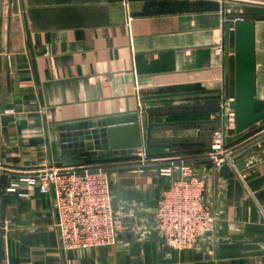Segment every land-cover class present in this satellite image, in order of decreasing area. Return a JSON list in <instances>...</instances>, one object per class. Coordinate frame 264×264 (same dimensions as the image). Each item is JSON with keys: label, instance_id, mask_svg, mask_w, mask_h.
Listing matches in <instances>:
<instances>
[{"label": "crops", "instance_id": "crops-1", "mask_svg": "<svg viewBox=\"0 0 264 264\" xmlns=\"http://www.w3.org/2000/svg\"><path fill=\"white\" fill-rule=\"evenodd\" d=\"M253 7L264 0H0V264H264V125L229 134L230 163L199 157L212 115L233 96L226 27ZM255 99L264 101V20H255ZM184 107L209 110L173 115ZM133 114L143 137L153 125L145 150L187 156L205 181L216 226L191 249L164 247L153 228L168 183L154 169L62 153L60 126ZM171 116L186 122L167 124ZM89 164L109 170L124 226L110 248L62 252L52 197L20 179Z\"/></svg>", "mask_w": 264, "mask_h": 264}, {"label": "built area", "instance_id": "built-area-1", "mask_svg": "<svg viewBox=\"0 0 264 264\" xmlns=\"http://www.w3.org/2000/svg\"><path fill=\"white\" fill-rule=\"evenodd\" d=\"M244 20L236 17L234 22ZM232 104L233 96L224 98L212 115L216 127L207 149L199 156L215 167L232 160L227 145V137L234 133ZM126 161V168L138 174L154 169L168 181L157 200L153 220L164 247L175 251L191 249L214 232L216 220L203 199L205 181L195 173L192 159L170 150L152 156L141 148ZM20 182L35 188L40 195L52 197L55 218L50 229L57 234L60 251L110 248L118 242L124 224L113 207L111 180L105 165L45 167ZM16 188L15 185L9 190Z\"/></svg>", "mask_w": 264, "mask_h": 264}, {"label": "water", "instance_id": "water-1", "mask_svg": "<svg viewBox=\"0 0 264 264\" xmlns=\"http://www.w3.org/2000/svg\"><path fill=\"white\" fill-rule=\"evenodd\" d=\"M230 32L232 39H229ZM225 51L233 47L234 133L239 135L264 120V108L257 110L255 99V19L237 21L225 30ZM200 107H185L196 110ZM148 125L143 137L138 114L84 121L59 127L63 154L102 158L133 157L144 144L152 146Z\"/></svg>", "mask_w": 264, "mask_h": 264}, {"label": "trees", "instance_id": "trees-1", "mask_svg": "<svg viewBox=\"0 0 264 264\" xmlns=\"http://www.w3.org/2000/svg\"><path fill=\"white\" fill-rule=\"evenodd\" d=\"M242 17L245 19V20H248V19H255V20H264V8L262 7H253V8H247L244 10L243 14H242ZM183 110L180 111L179 114H176L177 112H174L173 115H183V117H186L187 115H191L194 113L195 110H186L185 107L182 108ZM217 108H213V109H210V111H216ZM197 111L198 110H202V111H206V110H209V109H205V108H199V109H196ZM174 120H177V119H174L172 116L169 117L166 121L167 124H171V123H176V122H186V120L184 121H174ZM179 120V119H178ZM191 120V119H190ZM189 121V120H187ZM193 121V120H191ZM204 121H207V120H204ZM197 122V120H196ZM182 124H186V125H183V126H191V123H182ZM187 124H190V125H187ZM192 124H195V123H192ZM199 123H196L195 125H198ZM173 147H181L179 145H173ZM162 155V154H161ZM160 156V155H158ZM122 159V158H121ZM96 163H99V162H96Z\"/></svg>", "mask_w": 264, "mask_h": 264}, {"label": "rangeland", "instance_id": "rangeland-1", "mask_svg": "<svg viewBox=\"0 0 264 264\" xmlns=\"http://www.w3.org/2000/svg\"><path fill=\"white\" fill-rule=\"evenodd\" d=\"M256 103H257V110H258V111H260V110H262V109L264 108V101H257ZM262 125H264V120H262L261 122H259L258 124H256L255 126L251 127L250 129L246 130V131L243 132V133L250 132V131H252L253 129H256V128L261 127ZM243 133H242V134H243ZM239 135H240V134H239ZM142 149H144V147H143ZM144 150H145V149H144ZM145 151H146L148 154L151 155V153H150L149 151H147V150H145ZM202 152H203V151H202Z\"/></svg>", "mask_w": 264, "mask_h": 264}]
</instances>
